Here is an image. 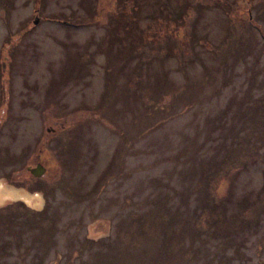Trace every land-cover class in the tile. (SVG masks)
<instances>
[{"label": "rangeland", "instance_id": "obj_1", "mask_svg": "<svg viewBox=\"0 0 264 264\" xmlns=\"http://www.w3.org/2000/svg\"><path fill=\"white\" fill-rule=\"evenodd\" d=\"M0 211V264H264V0H0Z\"/></svg>", "mask_w": 264, "mask_h": 264}, {"label": "water", "instance_id": "obj_2", "mask_svg": "<svg viewBox=\"0 0 264 264\" xmlns=\"http://www.w3.org/2000/svg\"><path fill=\"white\" fill-rule=\"evenodd\" d=\"M39 20V18L37 17L35 19V23H37ZM30 170L32 171V173H34L36 176H41L42 173L46 170V167L43 166L42 164H38L35 167L30 168Z\"/></svg>", "mask_w": 264, "mask_h": 264}, {"label": "trees", "instance_id": "obj_3", "mask_svg": "<svg viewBox=\"0 0 264 264\" xmlns=\"http://www.w3.org/2000/svg\"><path fill=\"white\" fill-rule=\"evenodd\" d=\"M171 17H172V19L176 18V17L173 18V16H171ZM179 20H180V21H179ZM176 21H178V22L180 23L182 20L180 19V17H178V19H176ZM172 22H174V21H172ZM178 22H177V23H178ZM174 23H175V28H176V29H177L179 26H180V27H183V26H181V25H183V24H180L179 26L176 27V22H174ZM19 204H22V202L19 201V202H15V203H13V204H12V205H13L12 208L17 207ZM12 205H11V206H12ZM0 212H1V213H4L3 211H0Z\"/></svg>", "mask_w": 264, "mask_h": 264}]
</instances>
